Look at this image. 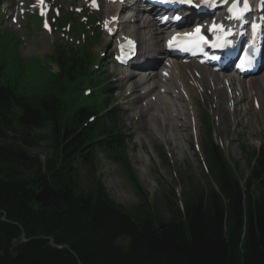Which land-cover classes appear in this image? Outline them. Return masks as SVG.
Listing matches in <instances>:
<instances>
[{
	"label": "trees",
	"instance_id": "1",
	"mask_svg": "<svg viewBox=\"0 0 264 264\" xmlns=\"http://www.w3.org/2000/svg\"><path fill=\"white\" fill-rule=\"evenodd\" d=\"M69 20L74 36L85 32ZM49 58L58 72L49 68L37 82L18 51L0 59V139L14 126L48 128L56 151L43 166L38 156L0 144V264H264V145L253 151V181L243 182L207 115L204 153L214 185L181 209L171 201L167 222L150 208L138 217L100 179L88 192L75 179L79 160L93 165L103 153L127 173L141 206L149 205L127 154L122 112L105 108L101 89L83 92L96 55L57 44Z\"/></svg>",
	"mask_w": 264,
	"mask_h": 264
},
{
	"label": "rangeland",
	"instance_id": "2",
	"mask_svg": "<svg viewBox=\"0 0 264 264\" xmlns=\"http://www.w3.org/2000/svg\"><path fill=\"white\" fill-rule=\"evenodd\" d=\"M46 1L47 15H41L33 0H0V59L6 53L15 55L18 51L19 57L27 60L29 78L37 82L50 69L53 73L58 72L56 65L49 58L57 44L77 51L85 47L86 50L96 54L100 58V61L97 60L98 66L96 67L98 82L96 85L89 84L87 88H90L92 94L96 88L101 89L100 97L105 108L122 111L121 132L130 137V141L126 144L129 159L143 189L148 194L149 205L141 206L143 197L131 183L127 173L117 162L107 158L103 153H98V162L93 165L83 163L81 160L75 165V179L84 192H88L95 180L100 179L114 202L134 211L138 217H145L144 210L150 208L158 214L161 221L167 222L171 218L169 210L174 205L171 201L181 209L187 200L197 198L203 190H209L214 185L213 178L209 176V164L204 154L205 134L201 118H205L206 113L212 119L215 142L220 144L230 163L235 166L239 177L243 182L253 181L251 174L254 161L253 151L264 145V116L260 111L254 112L255 100L251 99L252 106L250 103L247 105L246 97H242L244 98L242 101L241 98L236 100V103L240 104L239 108L247 111V115L242 119L245 126L239 127V136L236 138L232 121H227L228 125L224 128L225 125L215 111L212 93L205 86L202 94L197 95L194 104L195 115L189 118L197 125L195 130L191 131V128L188 130L191 136L190 144L187 141L188 137L180 142L175 140V146L172 141V146H170L157 136L153 140L151 134L145 129L147 128L145 124L149 122L155 110L151 109L146 113H141L139 108L132 106V99H123L126 90H119L115 87L117 77L115 73L119 69L110 58L115 38L126 37L129 33L130 35L134 33L140 49L147 48V44L140 43V38L143 39L147 31L138 33L135 30L136 24L129 23L116 35L109 36L103 28V23L109 20L106 16L114 12L108 3L103 1L97 10L87 0ZM9 13L11 15L8 16ZM13 14L16 20L12 19ZM38 17L42 19L40 24L37 21ZM69 17H74L76 21L79 19L81 23H85L83 25H90L88 21L91 20L92 27H88L86 35L74 36L68 27L71 24ZM45 20L50 23L51 30L43 28ZM161 44H163L162 41ZM219 73L235 75L231 68ZM262 73L264 70L260 74ZM157 81L159 80L155 78L150 86ZM147 86L148 84L142 86L140 91L145 92ZM242 88L245 89L246 85ZM224 93L227 96L230 95L228 89H225ZM239 93L240 91H236L235 94ZM149 100H157V94L145 95L138 105L141 106ZM49 134L48 128L23 129L14 126L8 132L7 138L0 139V144H14L27 152L29 156H38L42 165L45 166L56 156L54 143ZM169 135L172 137L171 132ZM169 135L166 130L163 137L167 143L170 141ZM178 135L179 133L176 134L177 137ZM26 139L32 143L26 142ZM30 172L26 173L29 175Z\"/></svg>",
	"mask_w": 264,
	"mask_h": 264
},
{
	"label": "bare ground",
	"instance_id": "3",
	"mask_svg": "<svg viewBox=\"0 0 264 264\" xmlns=\"http://www.w3.org/2000/svg\"><path fill=\"white\" fill-rule=\"evenodd\" d=\"M124 8H126V4L124 5L122 2L111 4V9L114 12L112 16H114L118 10ZM126 11L131 13L137 12L139 15L141 13L139 5ZM127 18V23L131 22L136 24V32L141 33L143 31L144 33L147 31L144 38H140L141 44H147V48H143V50L142 48L140 49L143 51L141 56H145L146 59L144 62H137L135 64L141 66V68L150 65L151 68L144 70L146 71L145 73L151 71L155 73L150 78H136L139 74L126 73L125 71H122L121 74L115 73L117 76L115 79V87L119 90L125 89L126 93H124L123 99H132V106L134 108H139L141 113H146L151 109L155 110V113L150 116L149 122H146L145 124L147 128L144 126V128L151 134L153 140L155 139V136H157L162 139L164 143L170 146L174 143L175 146V140L180 142L188 137L187 141L190 144L191 136L189 135L188 130L190 128L191 131L195 130L197 125L196 122L189 120V118L194 117L196 111L194 104L196 103L197 95L202 94L205 86H207L212 93L215 111L217 112L219 119L222 120L221 122L223 125H225L224 128L228 125L227 121H232L236 138L239 136V127L245 126L242 123V119L247 115V111L241 110L239 108L240 104L238 105L236 100L241 98L242 101L244 100L242 97H246L248 99L247 105L250 103L251 106V99L257 100L258 104L253 110L254 112L260 111L264 116V73L254 74L247 78L242 77L241 75H221L219 71H215L206 66H201L197 62L191 64L181 62L180 66L173 65L169 68L166 64L162 65L164 60H156L152 58V54H161L160 56H162L164 53L166 39H164L163 44H161L163 39V28L158 27L154 20H142L140 17H133V15H128ZM109 24L114 27L116 21L112 22L111 20ZM131 34L134 35V33ZM117 45L125 46L126 40H119ZM160 68L161 70L158 71ZM184 69H187V71H183ZM137 71L140 73L141 70ZM164 71H166V75L163 74ZM155 78L159 81L155 82L152 88L146 92L140 91L142 86L146 85L148 82H153ZM163 79H165L166 82H164ZM244 85H246L247 90L242 88ZM227 88L232 91L230 97L224 93V90ZM239 88H242L241 93L233 94V92H236ZM154 94H157V100H149L141 106L138 105L145 95ZM156 102L158 104H156ZM179 104L184 105L180 106ZM161 115L163 116L161 117ZM166 130L168 135L169 132L172 133V137L169 135L170 141L168 143L163 137ZM178 133L179 135L177 137L176 134Z\"/></svg>",
	"mask_w": 264,
	"mask_h": 264
},
{
	"label": "snow or ice",
	"instance_id": "4",
	"mask_svg": "<svg viewBox=\"0 0 264 264\" xmlns=\"http://www.w3.org/2000/svg\"><path fill=\"white\" fill-rule=\"evenodd\" d=\"M179 2L182 4H188L194 7L200 6L198 4H194L193 0H179ZM214 2L215 0H202V3L205 5H212L214 4ZM225 2H227V0H225ZM241 3L243 5L242 7H241ZM249 8H250V5L248 4V0H231V7H229L228 11L234 14V18L239 19L243 16V14L246 11L249 10ZM175 19L179 20L180 17H175ZM215 27L216 26H213V30H215ZM200 33H201V28L197 26L193 32L184 34L183 38L179 34H177L169 41V47H173V46L182 47L183 45L178 43L181 39L187 40L189 38H196V39H191L190 42L194 46L200 48V50L202 51L203 50L202 45L208 43V41L203 36H201ZM213 46L215 47L219 45L214 44ZM246 63H250L247 57L241 59L239 67L243 69Z\"/></svg>",
	"mask_w": 264,
	"mask_h": 264
},
{
	"label": "clouds",
	"instance_id": "5",
	"mask_svg": "<svg viewBox=\"0 0 264 264\" xmlns=\"http://www.w3.org/2000/svg\"><path fill=\"white\" fill-rule=\"evenodd\" d=\"M212 120V119H211ZM262 147V146H261ZM260 147V148H261ZM205 154V153H204ZM225 154V153H224ZM225 157L227 158V160H228V162L230 163V160H229V158L226 156V154H225ZM207 160V159H206ZM230 165L235 169V171L237 172V170H236V168H235V166H233L232 165V163H230ZM238 173V172H237ZM210 176V175H209ZM211 177V176H210Z\"/></svg>",
	"mask_w": 264,
	"mask_h": 264
},
{
	"label": "water",
	"instance_id": "6",
	"mask_svg": "<svg viewBox=\"0 0 264 264\" xmlns=\"http://www.w3.org/2000/svg\"><path fill=\"white\" fill-rule=\"evenodd\" d=\"M2 218H3V220H5V217H4V216H3ZM22 238H23L22 241H25L24 237H22ZM50 240H51V239H50ZM51 244L54 245V243L52 242V240H51ZM59 247H60V246H59Z\"/></svg>",
	"mask_w": 264,
	"mask_h": 264
}]
</instances>
